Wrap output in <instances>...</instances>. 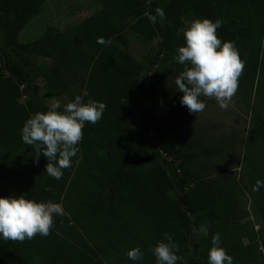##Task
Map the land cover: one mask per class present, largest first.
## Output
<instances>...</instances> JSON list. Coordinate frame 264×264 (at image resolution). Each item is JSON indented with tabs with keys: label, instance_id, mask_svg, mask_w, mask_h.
Returning a JSON list of instances; mask_svg holds the SVG:
<instances>
[{
	"label": "trees",
	"instance_id": "1",
	"mask_svg": "<svg viewBox=\"0 0 264 264\" xmlns=\"http://www.w3.org/2000/svg\"><path fill=\"white\" fill-rule=\"evenodd\" d=\"M97 1L102 7L76 24L64 30L48 25L38 38L21 42L20 31L45 0H0V196L28 193L61 203L67 213L54 217L47 236L0 239V264H156L151 249L164 232L178 245L177 264H208L215 233L233 264H259L264 187L252 189L257 179L264 181V0ZM156 7L165 19L152 24L148 17ZM191 17L221 21L217 36L234 41L244 61L241 87L254 88L262 106L251 126L256 150L243 155L247 181L229 172L204 180L191 169L208 152H189L180 133L187 108L174 81L184 66L173 60ZM128 28L148 41L158 38L151 61L129 52ZM98 37L110 43L98 44ZM32 56L50 61L37 66L41 76L33 72ZM41 88L106 105L95 124L85 122L79 152L59 180L44 173L46 158L21 140L25 120L48 108ZM151 97L164 114L143 106ZM172 133L178 135L174 140ZM246 192L258 229L247 218ZM182 194L189 212L179 200ZM202 225L196 241L193 234ZM143 239L147 258L130 260L127 251Z\"/></svg>",
	"mask_w": 264,
	"mask_h": 264
},
{
	"label": "clouds",
	"instance_id": "2",
	"mask_svg": "<svg viewBox=\"0 0 264 264\" xmlns=\"http://www.w3.org/2000/svg\"><path fill=\"white\" fill-rule=\"evenodd\" d=\"M165 13L156 7L148 17L152 24L163 22ZM221 27L219 19L207 17L193 19L183 29L184 44L175 49L173 60L184 66L175 78V86L182 96L180 104L188 112L197 114L205 109L201 97L214 98L221 109H226L238 88V78L244 69L235 42L221 40L216 30ZM97 43H110L103 37ZM105 103L89 98L86 102L81 95L61 106L59 100L52 102L46 111L31 114L23 123L20 132L24 144L36 149V156L43 155L47 163L44 173L55 180L63 175V169L72 164L79 152L82 128L85 122L95 124L101 119ZM264 187V181L257 179L253 191ZM46 191L50 189H45ZM60 203L52 200H37L28 193L0 196V239L24 241L35 235L47 236L56 216H64ZM163 240L151 249L156 264H177L182 258L177 255L178 245L173 235L164 232ZM130 260L142 259L139 247L126 253ZM208 264H233V257L221 244L219 233L211 237L207 256Z\"/></svg>",
	"mask_w": 264,
	"mask_h": 264
},
{
	"label": "rangeland",
	"instance_id": "3",
	"mask_svg": "<svg viewBox=\"0 0 264 264\" xmlns=\"http://www.w3.org/2000/svg\"><path fill=\"white\" fill-rule=\"evenodd\" d=\"M101 7L97 0H45L40 14L26 24L20 31L18 39L21 42L34 40L42 35L48 25L64 30ZM193 19L195 18L191 17L187 19V22L190 23ZM125 34L130 40L127 49L136 59L142 61H151L153 59L152 52L158 44V38L148 41L133 33L130 28L125 31ZM112 41L116 42L117 40L113 38ZM32 58L33 67L35 68L33 72L41 76L37 66L44 63L47 64L50 61L39 56H32ZM156 66L153 65L151 71ZM38 80L42 83L41 77ZM240 83L238 80L237 91L226 109H221L214 98L201 97L206 105L202 112L197 114H190L188 110L183 112V120L179 128L180 133H184L186 137L188 151L191 153L196 151L198 153L208 152L207 154H200L191 164L192 171L199 178L209 180L219 177L223 172H229L232 176L236 175L238 180L247 181L249 168L245 165L247 162H243V155L244 153L253 154L256 150L250 139L251 126L253 122L255 123L256 112L262 106L260 107L256 104L254 88L246 90L241 87L242 83ZM23 93L22 100L27 95L26 90ZM39 94L47 106L56 100L66 104L73 99L65 92L56 94L46 88H41ZM153 99V97L144 98L142 100L143 106L149 103V106L152 107L157 115L164 114L165 109ZM150 134L153 137L155 136L152 131H150ZM177 137L176 133L169 134V139L171 140ZM245 198L249 211L247 218H250L255 223L257 222L256 229H258L260 222L252 213L248 192H246ZM204 231L205 225H202L199 231L194 232L193 239L198 241ZM139 248L143 253L142 260H145L148 255V240L143 239ZM259 254V264H264V253H262L261 248L259 249Z\"/></svg>",
	"mask_w": 264,
	"mask_h": 264
},
{
	"label": "water",
	"instance_id": "4",
	"mask_svg": "<svg viewBox=\"0 0 264 264\" xmlns=\"http://www.w3.org/2000/svg\"><path fill=\"white\" fill-rule=\"evenodd\" d=\"M183 208L189 212V208L187 207L186 199H185V194H182L179 198Z\"/></svg>",
	"mask_w": 264,
	"mask_h": 264
},
{
	"label": "built area",
	"instance_id": "5",
	"mask_svg": "<svg viewBox=\"0 0 264 264\" xmlns=\"http://www.w3.org/2000/svg\"><path fill=\"white\" fill-rule=\"evenodd\" d=\"M263 245V244H262ZM261 249H262V253H264V245L261 246Z\"/></svg>",
	"mask_w": 264,
	"mask_h": 264
}]
</instances>
